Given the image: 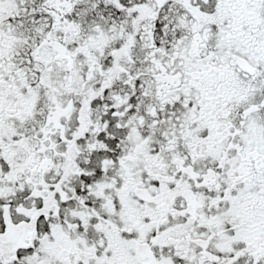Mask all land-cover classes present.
<instances>
[{
	"label": "snow or ice",
	"instance_id": "obj_1",
	"mask_svg": "<svg viewBox=\"0 0 264 264\" xmlns=\"http://www.w3.org/2000/svg\"><path fill=\"white\" fill-rule=\"evenodd\" d=\"M0 264H264V0H0Z\"/></svg>",
	"mask_w": 264,
	"mask_h": 264
}]
</instances>
